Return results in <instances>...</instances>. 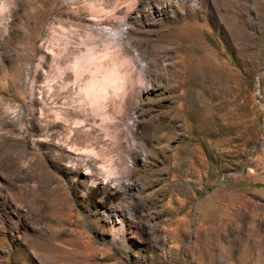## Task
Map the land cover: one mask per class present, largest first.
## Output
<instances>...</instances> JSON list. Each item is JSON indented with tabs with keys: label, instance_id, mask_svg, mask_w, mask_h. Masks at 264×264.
I'll list each match as a JSON object with an SVG mask.
<instances>
[{
	"label": "rangeland",
	"instance_id": "1",
	"mask_svg": "<svg viewBox=\"0 0 264 264\" xmlns=\"http://www.w3.org/2000/svg\"><path fill=\"white\" fill-rule=\"evenodd\" d=\"M0 264H264V0H5Z\"/></svg>",
	"mask_w": 264,
	"mask_h": 264
},
{
	"label": "bare ground",
	"instance_id": "2",
	"mask_svg": "<svg viewBox=\"0 0 264 264\" xmlns=\"http://www.w3.org/2000/svg\"><path fill=\"white\" fill-rule=\"evenodd\" d=\"M4 4H5V0H2V5L0 6V8H2L4 6ZM259 258H260V256H259Z\"/></svg>",
	"mask_w": 264,
	"mask_h": 264
}]
</instances>
